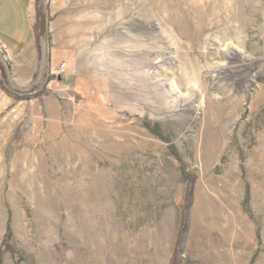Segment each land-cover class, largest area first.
<instances>
[{"label": "rangeland", "instance_id": "rangeland-1", "mask_svg": "<svg viewBox=\"0 0 264 264\" xmlns=\"http://www.w3.org/2000/svg\"><path fill=\"white\" fill-rule=\"evenodd\" d=\"M72 5L57 140L23 154L0 111V264H264V0Z\"/></svg>", "mask_w": 264, "mask_h": 264}, {"label": "crops", "instance_id": "crops-1", "mask_svg": "<svg viewBox=\"0 0 264 264\" xmlns=\"http://www.w3.org/2000/svg\"><path fill=\"white\" fill-rule=\"evenodd\" d=\"M36 1L0 0V47L6 53L13 81L21 87L33 80L38 68ZM46 7L47 70L55 75L61 63L67 65L76 57L77 46L86 44L85 26L84 22L79 24L80 11L72 5V0H47ZM55 79L56 83L51 84L53 92L46 93L41 99L18 102L15 106L12 105L13 99L0 89V111L12 108L9 116L5 117L6 125L10 127L14 118L18 122L22 119L27 122V129L20 140L25 155L31 150L40 149L43 143L54 142L58 138L54 131L59 125V111L64 109L61 104L64 102L60 101L63 95L58 94L68 86L63 82L64 77L55 75ZM77 86L78 83L74 81L70 88L76 90ZM44 123L46 130L42 129ZM9 142V134H0V156L8 148Z\"/></svg>", "mask_w": 264, "mask_h": 264}, {"label": "water", "instance_id": "water-1", "mask_svg": "<svg viewBox=\"0 0 264 264\" xmlns=\"http://www.w3.org/2000/svg\"><path fill=\"white\" fill-rule=\"evenodd\" d=\"M46 2L47 0H41L38 6V44H39V62L38 69L34 80L27 86L16 85L11 77L9 66L0 54V66L2 67L6 79L8 89L16 92L20 95L27 94L33 90V88L41 83L42 77L47 67V19H46Z\"/></svg>", "mask_w": 264, "mask_h": 264}, {"label": "trees", "instance_id": "trees-1", "mask_svg": "<svg viewBox=\"0 0 264 264\" xmlns=\"http://www.w3.org/2000/svg\"><path fill=\"white\" fill-rule=\"evenodd\" d=\"M191 184V183H190ZM190 195H191V187L188 188V191H187V198H190ZM8 235H9V232H7V235L6 237L8 238Z\"/></svg>", "mask_w": 264, "mask_h": 264}]
</instances>
